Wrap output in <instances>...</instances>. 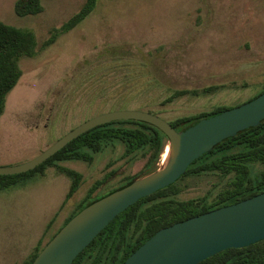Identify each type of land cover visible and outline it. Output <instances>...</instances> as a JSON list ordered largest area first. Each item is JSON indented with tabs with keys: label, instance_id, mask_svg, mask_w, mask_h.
Instances as JSON below:
<instances>
[{
	"label": "rangeland",
	"instance_id": "obj_1",
	"mask_svg": "<svg viewBox=\"0 0 264 264\" xmlns=\"http://www.w3.org/2000/svg\"><path fill=\"white\" fill-rule=\"evenodd\" d=\"M15 1L0 0V21L31 31L36 54L20 59L22 75L6 96L0 166L32 160L103 113L144 111L172 123L239 106L263 90L264 0H98L89 16L44 49L85 0H41L42 12L24 17L15 14ZM208 87L220 88L166 102L176 91ZM123 152L114 143L91 163H59L82 175L67 201L71 180L54 167L0 189V264L28 261L97 182L116 187L144 170L148 156L139 152L130 162ZM226 181L217 174L188 177L178 199H211Z\"/></svg>",
	"mask_w": 264,
	"mask_h": 264
},
{
	"label": "trees",
	"instance_id": "obj_2",
	"mask_svg": "<svg viewBox=\"0 0 264 264\" xmlns=\"http://www.w3.org/2000/svg\"><path fill=\"white\" fill-rule=\"evenodd\" d=\"M97 2L98 0H85L75 14L52 32L50 37L42 43L41 48L44 49L52 45L60 34L68 32L80 24L93 12ZM42 10L41 0H16L14 3V12L19 17L36 15ZM35 54L36 41L31 31L15 28L0 21V116L5 108L6 96L16 86L22 75L20 59L33 57ZM219 88L208 87L201 91H176L166 102H171L180 95H199ZM263 92L264 87L259 95ZM227 109L229 108L217 107L210 112L177 118L170 124L177 131H182L203 118L216 115ZM114 143H120L123 146L122 156L130 162L136 159V154L139 152L148 157L143 171L131 177H125L123 182L111 188L107 195L128 185L143 173L156 170L165 153L167 139L158 129L146 123L110 122L82 134L29 172L0 176V189L10 187L19 177L29 176L32 173L43 174L48 167H54L58 173L66 175L71 180L65 196V201H67L79 189L82 175L59 163L70 161L91 163L95 155ZM204 174L219 175L227 180L226 186L211 199L200 197L179 200L178 196L182 191L179 183L188 177ZM101 183L97 182L88 190L85 200L79 204L74 214L66 222L83 208L98 200L97 198L90 200V195ZM263 192L264 120L256 127L248 128L238 132L234 137L223 140L211 151L196 159L181 179L174 184L140 199L127 208L94 238L72 264H122L160 229ZM51 224L50 222L48 228ZM40 251L37 247L31 258L24 264H32ZM198 264H264V239L244 248L224 250Z\"/></svg>",
	"mask_w": 264,
	"mask_h": 264
},
{
	"label": "water",
	"instance_id": "obj_3",
	"mask_svg": "<svg viewBox=\"0 0 264 264\" xmlns=\"http://www.w3.org/2000/svg\"><path fill=\"white\" fill-rule=\"evenodd\" d=\"M263 120L264 92L239 106L203 118L182 131L148 112L115 110L81 123L24 164L0 166V176L29 172L82 134L115 121L146 123L167 139L166 155L156 170L143 173L75 214L44 245L32 264H72L119 214L140 199L174 184L196 159L223 140L256 127ZM263 239L264 192L160 229L122 264H198L224 250L244 248Z\"/></svg>",
	"mask_w": 264,
	"mask_h": 264
},
{
	"label": "flooded vegetation",
	"instance_id": "obj_4",
	"mask_svg": "<svg viewBox=\"0 0 264 264\" xmlns=\"http://www.w3.org/2000/svg\"><path fill=\"white\" fill-rule=\"evenodd\" d=\"M102 183H103V182H102ZM102 183L96 188V190H95L93 193H91V195H90V200H93L94 198L100 199V198L106 196L107 193H108V191H109L111 188H113V187H111V188H107V186H105V185H106L105 182H104L103 184H102ZM100 187H102L101 190H99ZM105 188H107V189H105ZM86 195H87V194H86ZM85 198H86V196L83 198V200H82L81 202H83V201L85 200ZM81 202H80V203H81ZM80 203H79V204H80ZM79 204H78V205H79Z\"/></svg>",
	"mask_w": 264,
	"mask_h": 264
},
{
	"label": "bare ground",
	"instance_id": "obj_5",
	"mask_svg": "<svg viewBox=\"0 0 264 264\" xmlns=\"http://www.w3.org/2000/svg\"><path fill=\"white\" fill-rule=\"evenodd\" d=\"M165 152H167V148H166ZM165 155H166V153H164L163 157H165Z\"/></svg>",
	"mask_w": 264,
	"mask_h": 264
}]
</instances>
